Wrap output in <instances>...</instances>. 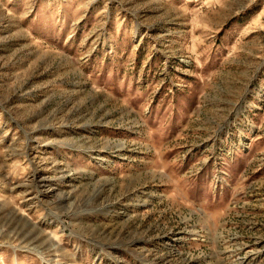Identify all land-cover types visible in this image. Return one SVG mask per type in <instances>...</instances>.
I'll return each instance as SVG.
<instances>
[{
  "label": "rangeland",
  "instance_id": "obj_1",
  "mask_svg": "<svg viewBox=\"0 0 264 264\" xmlns=\"http://www.w3.org/2000/svg\"><path fill=\"white\" fill-rule=\"evenodd\" d=\"M0 264H264V0H0Z\"/></svg>",
  "mask_w": 264,
  "mask_h": 264
},
{
  "label": "bare ground",
  "instance_id": "obj_2",
  "mask_svg": "<svg viewBox=\"0 0 264 264\" xmlns=\"http://www.w3.org/2000/svg\"><path fill=\"white\" fill-rule=\"evenodd\" d=\"M244 146V145H243ZM37 170V169H36ZM54 192V191H53ZM42 195H43V193H42ZM38 197H40L41 198V195L40 194H38Z\"/></svg>",
  "mask_w": 264,
  "mask_h": 264
}]
</instances>
